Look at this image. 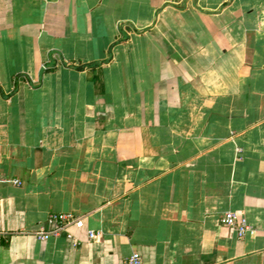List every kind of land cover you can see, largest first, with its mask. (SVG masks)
<instances>
[{"label": "crops", "instance_id": "crops-1", "mask_svg": "<svg viewBox=\"0 0 264 264\" xmlns=\"http://www.w3.org/2000/svg\"><path fill=\"white\" fill-rule=\"evenodd\" d=\"M134 251L264 264V0H0V264Z\"/></svg>", "mask_w": 264, "mask_h": 264}, {"label": "built area", "instance_id": "built-area-1", "mask_svg": "<svg viewBox=\"0 0 264 264\" xmlns=\"http://www.w3.org/2000/svg\"><path fill=\"white\" fill-rule=\"evenodd\" d=\"M15 182L20 184L19 179H15ZM52 227L48 229H41L37 231L36 235L40 240H46L50 236H61L65 235L68 239L73 240L74 244H78L80 241L76 239L71 233L66 232V227L71 224H76L78 226L83 225L82 217L77 216L73 213H52L48 217ZM221 222L225 225L232 226L237 229L239 235H244L246 231L250 228L247 220L245 218L238 217L233 211L226 212L222 218ZM99 236V232L90 231L88 234V239L93 240ZM128 264H143V259L137 251H134L128 259Z\"/></svg>", "mask_w": 264, "mask_h": 264}]
</instances>
